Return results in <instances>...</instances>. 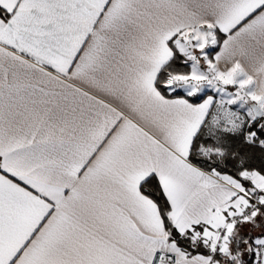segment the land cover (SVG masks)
<instances>
[{
  "label": "snow or ice",
  "instance_id": "snow-or-ice-1",
  "mask_svg": "<svg viewBox=\"0 0 264 264\" xmlns=\"http://www.w3.org/2000/svg\"><path fill=\"white\" fill-rule=\"evenodd\" d=\"M0 264H264V0H0Z\"/></svg>",
  "mask_w": 264,
  "mask_h": 264
}]
</instances>
